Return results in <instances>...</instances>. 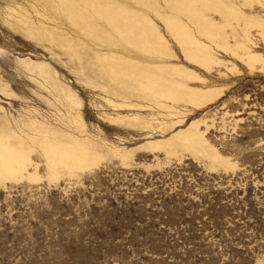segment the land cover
Masks as SVG:
<instances>
[{
	"label": "rangeland",
	"instance_id": "obj_1",
	"mask_svg": "<svg viewBox=\"0 0 264 264\" xmlns=\"http://www.w3.org/2000/svg\"><path fill=\"white\" fill-rule=\"evenodd\" d=\"M94 1L0 0V264H264V0Z\"/></svg>",
	"mask_w": 264,
	"mask_h": 264
},
{
	"label": "bare ground",
	"instance_id": "obj_2",
	"mask_svg": "<svg viewBox=\"0 0 264 264\" xmlns=\"http://www.w3.org/2000/svg\"><path fill=\"white\" fill-rule=\"evenodd\" d=\"M61 4V6H65V8L70 9L71 7L66 6L68 4V0H58ZM192 0H177V3H185V4H191ZM81 2L85 3L87 6H94V4H97V1L95 2L94 0H81ZM94 2V3H93ZM73 14L75 17L74 19L76 20L75 22L79 24L82 28H84V25L87 24V16L83 15V13L79 12H74ZM106 17L111 19V22H114L113 26L115 28H119L120 25V19L119 15L117 13H105ZM90 28V27H89ZM91 29V28H90ZM88 30V28H87ZM93 30V29H92ZM95 31V30H94ZM93 32V31H92ZM110 70L114 75L118 76H123L127 77L128 75V65L126 63H121V62H113L110 66ZM131 77L134 79L138 80H144L145 75L143 72L136 71V72H131L129 73ZM200 98V97H199ZM23 155V154H22ZM20 154V150L14 149L12 147H8L7 145H0V171L2 170H10L13 169L14 165H17V167H22L23 164L25 163V158L22 157ZM67 164V163H66ZM69 165V164H68ZM18 169V168H17ZM20 170V169H18Z\"/></svg>",
	"mask_w": 264,
	"mask_h": 264
}]
</instances>
